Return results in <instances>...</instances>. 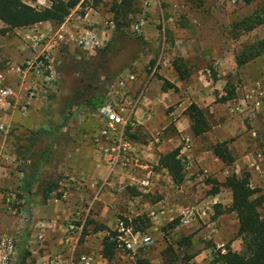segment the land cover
Instances as JSON below:
<instances>
[{
    "label": "rangeland",
    "instance_id": "374dc122",
    "mask_svg": "<svg viewBox=\"0 0 264 264\" xmlns=\"http://www.w3.org/2000/svg\"><path fill=\"white\" fill-rule=\"evenodd\" d=\"M115 1L86 0L72 15L93 8L97 15L92 12L96 16L90 24L105 18L113 19L115 30L108 41L111 48H114L119 39L128 35L133 37L139 33L143 36L146 46L132 60L127 61L120 72L124 84L119 85V74L106 79L109 73L103 70L104 74L96 68L94 62H89L96 58L98 51L84 58L71 42L54 47L51 52L59 72L57 89L47 95H38L26 116H21L19 106H0V125L3 126L0 129V169L11 166L18 170L19 175L20 171L28 174L35 164L34 151L43 149L47 143L41 125L62 126L55 136L52 159L46 166L51 167L55 162L58 164L59 159L63 163L62 158L69 147L65 144L71 137V125L90 127V132H83L81 139L86 134L89 141L97 133L100 124L86 99L102 102L107 98L106 89L109 85H114L117 92L124 93L128 101L134 102L138 96L142 99L150 91H155L152 82H156L159 97L154 96L157 97L156 102L153 100V104L142 112L145 121L149 118L148 113L152 118L140 125H167L168 135L176 134L172 125H175L180 113L185 111V105L180 106L181 97L187 96L192 102L194 100L189 94H180L181 89L184 90L186 85L201 86L209 95L208 100L204 101L215 104L212 113L205 108L211 125H220L234 161L227 165L214 160L211 146L216 138L212 129L193 143L195 159L190 167L186 168L185 163V178L181 185L173 184L167 171L161 167L151 162L145 165L143 162L147 160L141 158L142 154L139 153L137 165L140 166L132 168L131 174L139 180L150 171L154 179L153 185L145 188L139 182L132 183L125 179L121 182L125 186L124 190L109 187L108 192L102 195L100 193L89 212L86 210L87 218L93 222L87 223L85 233L94 235L100 230L105 235L104 230L113 229L114 220L130 217L137 219L138 227L150 232L154 239L153 245L146 250L133 252L115 249L108 258L102 255L101 250L96 249V263L93 261V264H217L213 260L219 249L218 245L223 244L224 248L229 245L237 252H241L244 247L243 237L238 235L236 215L228 210L231 202H228V197L231 193L226 187L222 189L221 185L235 171L238 175L249 172L248 162L258 159L259 155L264 162V52L241 65L236 64V56L242 53L246 45L264 38V25H258L249 31L242 28V21L244 23L248 16L264 4V0H135L130 12L127 15L120 13L117 18L111 8ZM35 3L39 4L38 1ZM142 20L144 22L143 25L140 24L139 31L135 30L134 26L139 25ZM121 58L126 59L124 56ZM176 58L184 60L190 71L189 77L182 80L179 87L170 81L174 72L172 61ZM0 68H4L1 63ZM206 68L210 70L209 75L205 74L211 80L209 84L198 79ZM127 72L134 74L135 80L125 79ZM169 84L174 87L167 90H173L178 95L173 101L164 96L166 90L163 87ZM114 97L118 99L120 96L116 94ZM79 100L84 101L81 106L68 107ZM250 103L253 110L246 108ZM128 137L133 141L147 143L151 133L146 130V133ZM166 140L159 142L164 147L163 152L175 148L179 141L176 139L166 143ZM245 155L249 156V160ZM58 171L53 174V170H49L48 174L55 177L43 174L38 180L42 182L54 179L55 191L47 194L48 199H43L46 202L54 198L65 201L64 195L73 181L68 169L62 164ZM18 185L20 187L21 183ZM38 188H33L34 194ZM215 188H221L226 198L225 204L217 203L219 207L189 226L180 225L178 215L163 225H153L147 218L152 204L158 201L163 200L179 211L188 204L203 200ZM0 190L4 192L6 189L0 184ZM15 193L21 196L20 192ZM104 204L108 207L105 210L102 206ZM260 212L264 218V203ZM66 219L70 220L69 217L64 218L65 221ZM101 219L111 220L112 226H107ZM196 255L199 256V261L194 260Z\"/></svg>",
    "mask_w": 264,
    "mask_h": 264
},
{
    "label": "crops",
    "instance_id": "0c3cea01",
    "mask_svg": "<svg viewBox=\"0 0 264 264\" xmlns=\"http://www.w3.org/2000/svg\"><path fill=\"white\" fill-rule=\"evenodd\" d=\"M37 1L41 5L49 4L47 0ZM115 2H120V0H116ZM76 8L74 10H76ZM74 10H72V12L59 25H56L51 21H41L27 27L7 30L3 33L0 31V48H3L5 55L11 61L15 62L23 56L31 55L34 52L41 51L42 47H46L44 44L45 41H41V44H36L33 41L34 34L43 31L50 36L55 33L63 32V30L69 31L72 34H76L77 32H81L82 29L86 27L85 24L92 22V18H95L97 15L95 9L89 8V10L83 11L84 14L79 13L73 16L72 14L74 13ZM92 12L96 13V15H93ZM143 22L144 21L142 20V25ZM260 25H264V23ZM4 27L5 24L0 21V29ZM208 77L209 76L200 73L198 79L199 81H205L206 84H209V81L211 80ZM186 79L187 78L180 79L174 70L172 79L170 81L173 82L175 86L179 87L180 82ZM11 83L18 87L17 84H21V81L15 78L11 81ZM199 83L203 84V82ZM152 84L157 90L158 86L156 82L154 83L153 81ZM156 90L150 91L149 94L140 99L134 115L137 125L127 128V138L135 143V146L142 154L141 158L147 160L143 162L145 165H147V162H151L160 168L158 165L159 155L164 153V147H162V144L159 145L161 140L164 142L165 139H167L166 143H169L170 140L179 139L176 147H179V156L183 161H186V168L190 167V164L195 159L192 152L193 143H195L197 139H200L201 136L207 134L212 129L214 138H216V142L225 140V135L221 132L220 125H211L208 131L200 136H195L191 131V120L185 113H180V117L176 120L175 125H172V128L174 127L176 134L168 135L166 130L167 125H164V127L161 125H140L151 120L150 118H152L148 113L149 118L145 121L142 112L144 111L143 109L153 104V100L156 102L157 97H154L158 96V92ZM206 92L207 90L195 84L194 87L193 85H186L184 90L181 89L180 94L184 93L185 95L189 94L193 96L194 103H196L201 108H208L209 112L212 113L214 111L215 104L204 101L205 99L208 100L207 96H209ZM152 96L154 99H152ZM164 96H166L167 99H171V101L175 100V98H178L177 93H175L173 90H166L164 92ZM186 97L187 96L181 97L180 101V106L184 104L185 109L192 102ZM246 108L253 110L251 103L248 104ZM174 112H176V110L173 111L172 114ZM41 126V130L43 131L42 134L47 137V144L40 151L38 159L35 160V162L33 161L35 164H33V168L28 171V174L20 171L19 175L18 170L11 166L7 168L5 167V169H0V184L3 185L4 189L7 190L0 192V230L17 235V258L14 264H84V261L81 260L82 256H86L90 260L91 264H93V261L96 263V260H94L96 255L95 250H101V253L104 256L103 241L107 237L109 239V235L113 232L118 219L116 221L114 220L113 224L111 220L107 219V221H103V219H101L107 226H110L111 224L113 225V229L106 231L104 230L103 233H105V235H102L100 230H98V233L94 235L85 233V227L87 226V223L93 222V220L89 221L90 219H88L86 216V210L89 212V205L93 203L89 199V196L92 197L95 191L92 187V184L94 182L100 184V182L103 180L108 181V184L104 187V190L101 193L102 195L108 192L109 187L117 190L116 186H118L125 179L131 180L132 183H136V177L130 173L122 171L120 168L114 172L108 168L101 157L99 143H95L94 141V137L98 135V131L92 137V139H89V141L86 137L88 135L86 134L84 135V139L80 138L83 132H90V127L88 125H71L69 127L71 131V137L69 138V142L65 144L66 147H69L66 151L67 155L65 154L62 158L63 163H61V160L59 159L58 164H56L54 161L55 163L53 162L54 164H52L51 167L46 166L48 165L46 163H49L52 159L51 152L56 145L55 136L58 135V132L62 129V126ZM146 130L151 133L152 138H150V142L142 143L139 140L133 141L130 137H128V135L146 133ZM155 137L159 139V141L154 142ZM151 139L153 140L151 141ZM95 147H97L98 151L95 149ZM172 149L174 148H171L170 150ZM211 154L214 156V160H220L213 153ZM245 156L249 160V156ZM258 157V159L248 162V173L250 174L249 180L251 188L256 187L260 189L262 193H264V162L263 158H261V155ZM61 164L68 169V172L70 173V179L73 180L70 182L68 191L66 192L67 194L64 195L66 199L65 201L61 202L57 198H51L53 200L49 199L46 202L43 199L47 198V196L44 197L43 194H40L39 188V191L37 190L36 194H34L33 188L38 186V180H40V176L43 174V176H45V174L47 175L49 170H53V174H55V172H59L58 170L61 169ZM162 169L166 170L165 168ZM234 173L238 175L237 171ZM49 174L48 177H55V175L52 176ZM167 174L169 175L168 171ZM26 177L33 179L31 186L27 188L23 186V179ZM169 177L173 182L170 175ZM18 183H21L20 187ZM173 184L175 183L173 182ZM223 187L226 186L221 185L222 189ZM221 188H217L215 192H211V194L206 196L203 200L195 204H188L185 207L191 205L197 206L200 209L206 207L209 208V212H211L216 207H219L217 203H224V200H226ZM226 189H228L231 193L230 188L226 187ZM54 191L55 189L53 190L52 187L48 194H51ZM15 192H20L21 196ZM228 199V202H230L232 200V196L230 195ZM92 206L93 204L91 205V208ZM102 206L104 210L108 208L106 204ZM185 207H182L179 209V211H176L177 208H175L173 205L161 200L155 204H152L151 209L163 208V213L158 215L156 220H152L147 213V218L151 223H153V225L167 224L169 221L173 220L175 215H179L180 211ZM65 217H69L70 220L67 221L66 219L65 221ZM73 218L76 219L74 222L75 228L69 231L68 226L71 219ZM121 219H124L133 227L134 230L139 231L141 234H151L147 230L138 227L136 224L138 221L137 219H131L130 217H123ZM115 249H118L116 245ZM138 250L142 249H134L133 252ZM218 250L223 252L225 248H219ZM193 258L194 260H200L198 255L194 256ZM217 264L219 263L217 262Z\"/></svg>",
    "mask_w": 264,
    "mask_h": 264
},
{
    "label": "built area",
    "instance_id": "2783aa9c",
    "mask_svg": "<svg viewBox=\"0 0 264 264\" xmlns=\"http://www.w3.org/2000/svg\"><path fill=\"white\" fill-rule=\"evenodd\" d=\"M87 24L89 25L76 34L64 30L50 36L43 31L34 34L33 41L36 44L45 41L46 47H42L41 51L31 55L23 56L18 62L11 61L0 48V63L4 67L0 68V106H19L21 116H26L38 95H47L57 89L59 72L51 52L54 47L71 42L78 49L79 54L87 58L105 46L115 30V22L111 18ZM140 24L142 23L135 25L134 29L139 31ZM204 74L209 75L210 70L206 68ZM118 76L119 85H123V75L119 73ZM15 78L19 79L22 85L19 83L18 87L13 85L11 81ZM124 78L133 81L135 75L127 72ZM116 94L120 96L118 99L114 97ZM106 96L107 98L94 108L97 122L100 124L98 135L94 137V141L99 143L101 157L112 172L120 168L131 174L132 168L140 166L137 165L140 152L135 143L127 138V128L137 125L134 115L140 102V96L134 102L128 101L124 93L115 90L114 85L107 87ZM2 128L3 126L0 125V129ZM154 140V142L159 141L156 137ZM135 181L145 188H150L154 179L151 172L148 171L141 179H135ZM107 182V180H103L100 184L95 182L92 184L95 191L90 201L94 202L97 196L103 192ZM124 189L123 183L117 186L119 191ZM91 205H89V209H91ZM163 210V208L150 209L148 215L152 220H156ZM209 211V208L206 207L200 209L194 205L187 206L180 211L179 222L183 226H189ZM75 221V218L71 219L68 226L69 231L75 228ZM109 240L113 241L118 249L127 251L146 250L154 243L151 234H141L121 218L117 220L113 232L109 235ZM16 241V234L0 230V264H14L17 258ZM218 248H224V245H218ZM81 260L84 261V264H91L86 256H82Z\"/></svg>",
    "mask_w": 264,
    "mask_h": 264
},
{
    "label": "trees",
    "instance_id": "16d2710c",
    "mask_svg": "<svg viewBox=\"0 0 264 264\" xmlns=\"http://www.w3.org/2000/svg\"><path fill=\"white\" fill-rule=\"evenodd\" d=\"M36 1L0 0V21L5 24V27L1 28L0 31L3 33L7 30L27 27L41 21H51L59 25L77 6H83L85 0H47L49 2L48 5L36 4ZM134 1L120 0V2L113 3L111 8L115 13V17L117 18V15L120 13L127 15ZM81 14H84V12H81ZM262 23H264V4L248 16V19L246 21L244 20V23L242 21V28L244 31H249ZM145 46L146 42L141 34L138 33L133 37L128 35L119 39L114 48H111V45L106 43L103 48L97 50L98 54L96 58L89 62H94L96 68L100 69L104 74L105 72L109 73L108 77H105L106 79L115 77L122 71L124 64L132 60ZM263 52L264 38L246 45L242 53L236 56V64L241 65ZM121 56H124L126 59L121 58ZM172 66L180 79H185L190 75L189 68L184 60L176 58L172 61ZM171 87L174 86L169 84L163 88L167 90ZM86 100L93 110L101 103V101H96L91 98ZM83 102V100L74 101L68 107L81 106ZM184 113L191 120V131L195 136H200L210 129L211 122L208 118L207 111L199 107L196 103L191 102ZM41 150L42 148L39 151L33 150L35 152V160L38 159ZM211 151L224 164L228 165L234 161L226 141L216 142L211 146ZM185 163L179 156V147L159 155L158 165L168 171L176 185H180L184 181ZM249 178L250 174L248 172L243 175L232 173L222 183V185L231 190L232 200L228 206V210L234 212L236 215L238 220V235L243 237L244 247L241 252L233 251L229 245H226L223 252L218 250L213 261L219 264H264V218L260 212V208L264 203V193L260 189L251 188L249 186ZM32 180L28 177L24 178L23 186L26 188L30 187ZM39 181L38 187L43 196L46 197L49 190L53 187L54 179ZM216 190L217 188L213 192ZM114 249L115 243L107 237L103 241L104 256H111Z\"/></svg>",
    "mask_w": 264,
    "mask_h": 264
}]
</instances>
